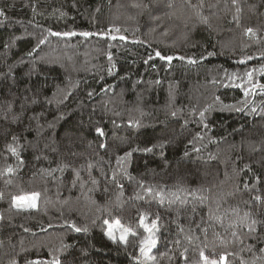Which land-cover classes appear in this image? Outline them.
<instances>
[{"label":"trees","instance_id":"trees-1","mask_svg":"<svg viewBox=\"0 0 264 264\" xmlns=\"http://www.w3.org/2000/svg\"><path fill=\"white\" fill-rule=\"evenodd\" d=\"M0 10V264H264V0Z\"/></svg>","mask_w":264,"mask_h":264},{"label":"snow or ice","instance_id":"snow-or-ice-1","mask_svg":"<svg viewBox=\"0 0 264 264\" xmlns=\"http://www.w3.org/2000/svg\"><path fill=\"white\" fill-rule=\"evenodd\" d=\"M197 14L199 15V13H197ZM3 15H5V13L2 10H0V16H3ZM202 19H204V21L207 22V18L202 17ZM116 31L119 32V29L117 28ZM247 31L251 32L252 30L248 29ZM52 35H56V36H61V35H63V36H71V35H75V33H52ZM81 35H83L85 37H88V36H90L92 34L88 33V32H83V33H81ZM111 38L112 39H116L115 36H113ZM119 39L124 40L125 37L120 36ZM40 43L42 44V43H44V41L41 40ZM156 55L159 56L161 59H166V60H169V61L173 59L172 57L161 56V54L159 52H157ZM181 59H183V58H181ZM192 62H194V61H192ZM241 63H243V61H241ZM248 75H249V78H251V73H249ZM254 111H255V109H254ZM96 131L98 132L99 135H101V136L104 135V132H103L102 129L98 128ZM101 146L103 147V145H101ZM11 151L15 154V149L14 148L11 149ZM146 151H151V149H146ZM8 171L11 172L12 169L9 168ZM35 200H36V195L34 194V195L30 196V197H28V196L15 197L13 203H14V205L17 208H22L24 206L35 207ZM247 215L248 214L246 213L245 217H247ZM157 220H158V217H157ZM104 223L108 225V230H107L106 234L109 236L110 239H113V240L116 239V237L114 235V229L115 228H120L121 229V235L119 237L121 242L127 243L128 236L130 234L131 235H135V233H133L130 229L123 228L120 225L119 220L115 221L114 224L109 223V221H107V220H105ZM256 223L257 222L255 220H253V221H251L250 224H248V227H249L250 231H255ZM141 225L144 227V230L146 232L150 233V234L153 233L154 230H158L157 221L156 220H153L151 225H148V224L144 223V217H142L141 218ZM75 231L79 232V231H81V229L80 228H75ZM156 243H157V241L154 238H152L151 235L147 239L141 241L140 253L147 260H153L154 259V257L149 255V253L151 252V249L156 246ZM200 260H201L202 264H227V260H226L225 256H221L220 260L217 261L215 259H209V257L206 256L203 251H201V253H200ZM33 264H38V262H33ZM51 264H61V260L60 259H54L51 262Z\"/></svg>","mask_w":264,"mask_h":264}]
</instances>
